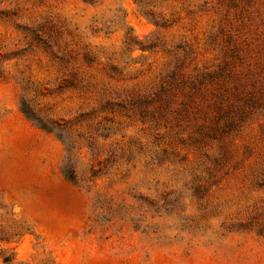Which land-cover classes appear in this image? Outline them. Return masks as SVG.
Listing matches in <instances>:
<instances>
[{"label":"rangeland","instance_id":"1","mask_svg":"<svg viewBox=\"0 0 264 264\" xmlns=\"http://www.w3.org/2000/svg\"><path fill=\"white\" fill-rule=\"evenodd\" d=\"M230 33L264 73V0H0V264H264V108L203 142L106 102Z\"/></svg>","mask_w":264,"mask_h":264},{"label":"trees","instance_id":"2","mask_svg":"<svg viewBox=\"0 0 264 264\" xmlns=\"http://www.w3.org/2000/svg\"><path fill=\"white\" fill-rule=\"evenodd\" d=\"M231 2L244 15L254 0ZM226 42V54L219 63L196 67L193 72L176 63L153 90H132L106 102L137 111L142 117L165 120L171 127L188 130L198 141L224 139L264 108V73L259 62L251 61L255 44L231 33ZM24 111L33 116L26 105ZM66 174L75 180L73 167Z\"/></svg>","mask_w":264,"mask_h":264}]
</instances>
